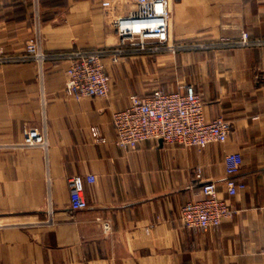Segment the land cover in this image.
Wrapping results in <instances>:
<instances>
[{
	"label": "crops",
	"instance_id": "1",
	"mask_svg": "<svg viewBox=\"0 0 264 264\" xmlns=\"http://www.w3.org/2000/svg\"><path fill=\"white\" fill-rule=\"evenodd\" d=\"M110 2L109 6L104 3ZM134 0H0V47L22 55L40 33L49 55L0 64V264H264V46L140 52L105 59L108 97L67 91L75 48H115L109 23ZM170 41L264 38V0H170ZM193 85L209 119L232 122L227 142L204 148L162 140L117 143L114 113L131 96ZM37 128L48 147L26 146ZM241 152L246 188L217 229H188L181 207L215 180L227 196L225 156ZM86 182L88 207L73 210L69 178ZM199 174L201 178H199ZM109 224V228L106 227Z\"/></svg>",
	"mask_w": 264,
	"mask_h": 264
},
{
	"label": "built area",
	"instance_id": "2",
	"mask_svg": "<svg viewBox=\"0 0 264 264\" xmlns=\"http://www.w3.org/2000/svg\"><path fill=\"white\" fill-rule=\"evenodd\" d=\"M106 6L110 2L104 3ZM109 23L119 37L113 49L75 48L61 54L70 60L67 69V91L77 98L108 97L112 79L105 59L120 62L130 46L140 52L166 51L176 54L185 50H215L230 46H264V38H251L245 32L238 38L199 39L190 43L170 41V0H134V6L124 15L112 14ZM49 55L43 49L40 33L30 38L22 55L7 53L0 47V64L33 60L41 72ZM117 143L135 148L145 140H162L184 146L204 148L212 142H227L232 122L223 116L209 119L206 102L193 85L185 91L155 88L144 95L131 96L130 105L114 113ZM26 146L48 147V140L37 128H26ZM227 196H222L215 180L202 182L199 199H192L181 207V222L188 229H217L235 214L231 198L246 188L236 178L243 164L241 152H228L225 156ZM199 178L201 175L199 174ZM95 176L74 174L69 178L70 203L73 210L88 207L85 196L86 182ZM109 228V224H106Z\"/></svg>",
	"mask_w": 264,
	"mask_h": 264
},
{
	"label": "rangeland",
	"instance_id": "3",
	"mask_svg": "<svg viewBox=\"0 0 264 264\" xmlns=\"http://www.w3.org/2000/svg\"><path fill=\"white\" fill-rule=\"evenodd\" d=\"M201 39V38H200ZM214 39H216V38H214ZM199 40V39H198ZM122 61V60H121Z\"/></svg>",
	"mask_w": 264,
	"mask_h": 264
}]
</instances>
